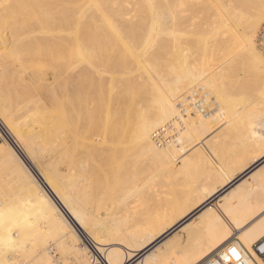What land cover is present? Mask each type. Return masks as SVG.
I'll use <instances>...</instances> for the list:
<instances>
[{"label":"bare ground","instance_id":"obj_1","mask_svg":"<svg viewBox=\"0 0 264 264\" xmlns=\"http://www.w3.org/2000/svg\"><path fill=\"white\" fill-rule=\"evenodd\" d=\"M186 3L0 0V122L10 137L0 142V264H18L19 256L50 264L41 242L47 238L78 258L66 228L80 230L91 243L95 257L82 254L88 264H199L232 237L249 264H264L252 248L258 243L264 250V162L256 166L264 161V132L250 125L242 133V159L224 173L211 162L222 153L220 143L208 154L205 146L197 147L218 113L227 110L218 80L224 60L237 61L240 53L221 54L227 49L204 38L202 47L192 45L193 30L185 39L180 13ZM130 7L135 13H128ZM256 31L249 22L242 41L264 72ZM194 46L208 56L201 58ZM198 164L214 180L197 183L194 195L171 207L160 228L154 217L129 226L141 190ZM144 173L153 177L147 180ZM179 222L178 233L165 238ZM201 229L205 242L175 250L178 239L190 241ZM104 230L96 240L95 233Z\"/></svg>","mask_w":264,"mask_h":264},{"label":"rangeland","instance_id":"obj_2","mask_svg":"<svg viewBox=\"0 0 264 264\" xmlns=\"http://www.w3.org/2000/svg\"><path fill=\"white\" fill-rule=\"evenodd\" d=\"M127 5H125V6H127ZM186 5H187V8H185L186 11H183L180 13V14H182L181 17L183 18V21H184V22H182L183 24L181 23V25H180V27L183 29V31H181L183 33H180V34H182L183 36L186 34L185 39H187L188 37L192 38V40H195L194 42L192 41L193 43L191 42L192 45L195 43V45L199 46L200 43L202 44V42H203L202 39L204 38L205 39V40L203 39L204 43L206 42L207 45L218 44V45H221L223 48L227 49L225 52H222L221 54L224 53L227 55V53H228L227 51H230L233 49L235 51L238 50L237 54L240 53L239 55H241V56L238 55L237 61H235V59L233 60L230 57V55H229L230 58H227V61L224 60L225 64L223 63V65L226 68L225 67L223 68V69H225L223 76L225 75V76H229L231 78H229V81H228V77H226L227 78L226 79L225 77L221 76L222 80L219 78L221 80V82L218 80V82L221 83L220 84L221 86L219 85L220 87H218V91H220L219 93H221V97L222 96L225 97L226 100H224L223 97L221 99L224 100L223 102L226 105L225 107H227V105H228V107H227V110H224L223 113L222 112L220 114L218 113L216 119L210 123L211 126L209 129L210 132H208L209 134H207L205 136L204 140H201L203 142L205 141L204 145H203V142H201L200 144L196 143L197 147L205 146L206 152L205 151L204 152H205V154H207L209 152L210 146H212L214 144H218V143L221 144V141L219 139V136H220V138L228 140L230 145H233L235 147L234 155H231V154L225 155V156H223L224 160L225 161H232V160L236 161V159L241 160L242 158L239 157L241 155V153L238 154L237 148L239 147V145H241L242 133L245 130L249 129L250 125H252V126H250V128L254 127L256 130L258 129L260 132H264V126L261 122H259V121H263V123H264V93H263L264 92V78H263L264 72L260 68H258L259 64L251 59V57L248 55L249 53L247 54V51H245L246 48H244V43L242 41L243 40L242 35H243V30H244L245 26L249 22L254 21L256 24V30H257L255 33V35H256L255 36V45L257 46V48L259 49V51L261 53L263 51L262 54L264 56V49L257 42V34L259 33V28H260V30H262L264 28V0H254V1L253 0H187ZM113 6H114L113 8H115L118 5L116 3V4H113ZM128 7H129V5H128ZM128 7L126 8V10L129 9ZM132 7H133V5H132ZM132 7H130V10L128 11V13H135L134 12L135 10L132 9ZM137 13H140V11H137ZM188 14L193 15L192 16L193 18H194V15L196 14L195 19H193V22H192V20H189V18L191 19L192 17L191 16L189 17ZM187 15H188V18H187ZM211 15H214V16H211ZM183 16L185 17V19ZM203 16H204V18H203ZM219 16H220V18H218ZM231 16L233 18L235 16L234 19H236L237 23L233 22L234 20H232L233 18ZM196 17H198V19ZM221 17H222L223 21L220 24L219 22H221ZM227 17L228 18L230 17V18L228 19ZM223 18L225 20L227 18V20L225 21ZM201 19H203V20H201ZM215 19H216V23H215ZM194 20H196V22H194ZM189 22L191 23V25L189 24ZM213 23L215 24V26H213L214 25ZM195 25H197L196 28H195ZM221 25H223V26H221ZM190 26H192V27L194 26L195 30H194V28H192ZM189 27L192 28L190 31H189V29H190ZM185 28H188V29H185ZM192 30L194 31L195 35L194 34L189 35ZM185 31H187V32L185 33ZM191 33H193V32H191ZM190 36H193V37H190ZM195 37L197 38V41H196ZM206 38H207V40H206ZM198 39H200V41H198ZM232 39H233V41H232ZM188 40L190 41V39H188ZM231 43H232V45H231ZM188 44H189L188 48L190 49L191 44L189 42H188ZM229 45H230V47H229ZM202 46H203V44L200 45V47H202ZM195 47L196 46H194V50L196 51ZM199 49L200 48L198 47V50ZM188 50L185 52H188ZM194 50H193V52L191 50L192 55L188 54L192 60H193V58H194V60L197 59V57L199 56V55H197V53H195ZM197 52L201 53L200 54L201 58H202V55H203V57H205V55L208 56L207 54H204L203 50H201V49H200V51H197ZM194 53L197 57L194 55ZM242 55H244V56H242ZM189 56L187 58L190 59ZM193 56H195V57H193ZM243 57L245 59H242ZM201 58H199V59H201ZM189 59L187 61H188V63L189 62L191 63L192 60L191 59L189 60ZM199 59L196 60V63H198V61H200ZM229 59H232V60H230L232 63L229 61ZM233 61L235 62V64ZM230 64H232V65L234 64V66L235 65L236 66L231 67ZM229 70H230V72H229ZM227 72H228V74L229 73L230 74L228 75ZM251 76H255V77H251ZM224 78L226 80L224 81V83H222ZM248 79H250V81ZM222 89H223V91L221 92ZM246 91H248V92H246ZM259 92H260V94H259ZM261 94H263V95H261ZM255 96H256V99H255ZM248 99L251 101H248ZM245 100H247V101H245ZM258 100H260V101H258ZM225 101L228 102V104ZM242 102L243 103L247 102L246 105H248V106H246L245 104L242 105ZM251 103H253L254 106L256 104L257 105L255 107H251L250 106V105H252ZM241 107H242V109H240ZM245 107H247V109ZM248 107H251L252 109H250ZM243 108H245V111H243ZM241 111H243V112H241ZM248 111H250L251 113ZM230 112H232V113H230ZM229 114H232V115L229 116ZM234 115H235V117H234ZM225 116H227V117L225 118ZM228 117L230 118V121H229ZM220 118H222V119H220ZM227 118H228V120H227ZM221 120H223V121L221 122ZM233 121H235L237 124L231 123ZM218 122H221V123L217 124ZM251 123H253V124H251ZM260 124H262V125H260ZM0 131L2 134V137L0 138V142H2L3 138L9 140L10 137H9L8 133L6 132L5 128L3 127V125L1 124V122H0ZM213 137L218 138V139L213 141L210 144V140L215 139ZM240 147H241V152H242L243 147L242 146H240ZM213 158L216 160V162H218L220 167L215 166L212 163L213 166H215L216 170L219 171L220 173H224L221 171V169H222L221 168V162H222L221 156L220 157L217 156V157H213ZM263 162L264 161L257 164L256 166L258 167ZM234 166H235V164H234ZM32 168H33V166H32ZM251 170L252 169H250V171ZM190 172H191V169L189 170V173ZM203 172H206V170ZM203 172L198 174V175L195 174L194 178L189 179L190 181L188 180L189 173L188 174L178 173L175 176L171 175L169 177H166L164 179V182H163V180L162 181L158 180L160 182V184L156 180L159 185L157 184V182L155 180L153 183L150 184L151 186L147 185L143 190H141V192L138 193L139 195L137 196L138 201H137L136 215L132 220L133 222H129L130 223L129 226L130 227L133 226L135 228L137 223H140L142 226L143 223L146 222V220L152 221V219L154 217V219H158V221L156 222V225H155V227H157L156 229L160 228L164 222H167L169 220L168 210L171 207L177 205L181 199H188L189 197L194 195L195 185L197 183L201 182L202 180H204L205 182H207V181L209 182V181L214 180V178H212V179L210 178L208 180L210 175L207 172L205 174H203ZM144 175H143V177H146L147 180L151 179V177H153V176H150L149 173H144ZM143 177H142V181H146V180H143V179H146ZM180 177H181V180H180ZM154 183H156V184H154ZM153 185L155 187L154 190L151 189V187H153ZM156 185H158V186H156ZM229 187H232V186L229 185ZM146 188H148V189H146ZM226 192H227V190H225L223 192H219L217 194V196L215 197V199L218 196H222ZM164 213H166V215L163 216ZM194 220L195 219H192V221H194ZM68 221L72 222L69 218H68ZM185 222L186 221H184V223ZM33 224L34 225L36 224L35 228L38 225V223H36V222ZM33 224L30 225L32 230L34 228L32 226ZM72 224L74 225V227H76L73 222H72ZM180 225H183V222H179L177 225H175L170 230V232L165 235V238H167L171 234L176 235L179 231L178 228ZM31 228H28L29 229L28 232H30ZM66 230H67V234L69 236L75 237L74 238L75 242L77 243V247L80 250V253H78V255H77L79 257L74 259L72 257V253H69V252L61 253L58 250V247L56 246L55 242H53L51 239L47 238V239H44V241H42L43 240L42 239L41 242L42 243L45 242L44 244H47L46 245L47 246L46 250H47V255H48L47 257H48V259L50 258L49 260H51L50 264H62V263L63 264H88L87 262L82 261L83 260L82 254L85 253L86 256L88 254V257L90 259L91 258L93 259L95 257L93 254V247H92L91 243L89 242V240L87 241L83 238L82 233L79 232L80 230H78V234L74 230H73L74 233H72V231L69 228H66ZM35 231H36V229H35ZM202 231L203 230L201 229L200 233L198 235H196L195 237H192L190 239V241H186L184 239L182 241H180V239H178V243H177L178 247L175 248V250H178V251L190 250V249L194 248L197 243L205 242V240H204L205 238L203 236ZM31 232H33V231H31ZM82 232L84 233L83 230H82ZM104 233H105V230L101 231V233H95L94 236L96 237V240H98L97 237H99V239L102 240L103 239L102 235H105ZM84 235H85V233H84ZM114 238H118L119 242L122 243L123 237L116 236ZM32 239H33V237H32ZM30 240H31V238L29 239V241ZM26 241H28V238L26 239ZM26 241H25V243H29V244L31 243L29 241L28 242H26ZM37 241H38V239H36L35 242H33V244L35 245L38 242H40V241H38V242ZM102 243H106V242H102ZM252 246H253V244H252ZM39 256H42V255L40 254ZM67 256L69 257L68 259L63 258V257H67ZM65 259H66V261L67 260L68 261L66 262ZM25 260L28 264L29 263L46 264V262H44L42 259H41V261H43L44 263L40 262V261L38 263L34 259L27 260V259L23 258L22 256L18 257V264H24ZM63 260H64V262H63ZM258 264H263V263H258Z\"/></svg>","mask_w":264,"mask_h":264},{"label":"built area","instance_id":"obj_3","mask_svg":"<svg viewBox=\"0 0 264 264\" xmlns=\"http://www.w3.org/2000/svg\"><path fill=\"white\" fill-rule=\"evenodd\" d=\"M257 41L264 49V28L259 31ZM252 247L254 252L259 253L260 257H264V250H260L258 243H254ZM233 249H235V255L233 254ZM246 259L247 254L240 245V242L237 238L232 237L199 264H249Z\"/></svg>","mask_w":264,"mask_h":264},{"label":"crops","instance_id":"obj_4","mask_svg":"<svg viewBox=\"0 0 264 264\" xmlns=\"http://www.w3.org/2000/svg\"><path fill=\"white\" fill-rule=\"evenodd\" d=\"M218 139V138H217ZM216 139V140H217ZM220 139V141H221V150H220V156H221V160H222V162H221V171L222 172H224V169H227L228 167H230V168H232L233 169V166H234V163H235V160L233 161H225L224 160V157L223 156H225V155H228V154H231V155H234V153H235V147L233 146V145H230V143L228 142V140H225V139H223V138H219ZM213 141H215V139L214 140H210V144L213 142ZM241 145H239V147L237 148V150H238V154H240L241 153V147H240ZM208 154V153H207ZM211 157V156H210ZM211 162L215 165V166H219L220 167V165L218 164V162H216V160L214 159V158H211ZM195 165H193V167H191L192 169H191V172L189 173V175H188V180L189 179H192V178H194V176H195V174H200V173H202L203 171H205V170H207L206 169V166H203V165H199L198 164V167H197V169H194L196 166H197V164H196V166L194 167ZM205 167V168H204ZM228 170V169H227ZM226 171V170H225ZM206 172H203V174H205ZM180 180H181V177H180ZM190 181V180H189Z\"/></svg>","mask_w":264,"mask_h":264},{"label":"snow or ice","instance_id":"obj_5","mask_svg":"<svg viewBox=\"0 0 264 264\" xmlns=\"http://www.w3.org/2000/svg\"><path fill=\"white\" fill-rule=\"evenodd\" d=\"M233 254L235 255V249H233Z\"/></svg>","mask_w":264,"mask_h":264}]
</instances>
